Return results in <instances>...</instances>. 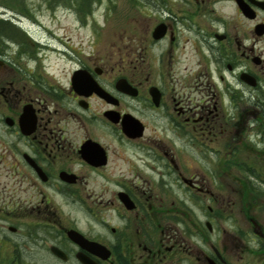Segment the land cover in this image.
Here are the masks:
<instances>
[{
    "label": "flooded vegetation",
    "instance_id": "1",
    "mask_svg": "<svg viewBox=\"0 0 264 264\" xmlns=\"http://www.w3.org/2000/svg\"><path fill=\"white\" fill-rule=\"evenodd\" d=\"M151 4L58 67L10 34L11 263L264 264V0Z\"/></svg>",
    "mask_w": 264,
    "mask_h": 264
},
{
    "label": "rangeland",
    "instance_id": "2",
    "mask_svg": "<svg viewBox=\"0 0 264 264\" xmlns=\"http://www.w3.org/2000/svg\"><path fill=\"white\" fill-rule=\"evenodd\" d=\"M12 13L21 17L20 25L33 37L41 43H49L51 50L47 54L52 62L57 63L55 67L60 65L56 52L61 48L72 45L84 52L107 48L114 40L120 42L126 23L133 22L130 19L162 15L160 6L155 11L151 0H98L93 6L77 0H0V23L1 19L12 20ZM11 20L10 30L7 29L9 25H5L4 29L9 35L0 34V53H5L8 58L10 34L26 40L21 34L11 31ZM55 70L58 71V68ZM64 76L62 71L60 77ZM8 114L10 115V109L0 101V186L10 180V152L4 151V146L10 144V131L4 122V117ZM23 220H30V225L37 222L35 218H19L13 223L7 222L5 218L0 220V264H13L10 262L11 251L7 244L10 236L8 226H24L27 222ZM29 245L31 248L32 245ZM30 248L27 247L28 251Z\"/></svg>",
    "mask_w": 264,
    "mask_h": 264
},
{
    "label": "trees",
    "instance_id": "3",
    "mask_svg": "<svg viewBox=\"0 0 264 264\" xmlns=\"http://www.w3.org/2000/svg\"><path fill=\"white\" fill-rule=\"evenodd\" d=\"M79 1V3H82V4H91L93 6V4H95L96 2H98V0H77ZM91 7H89V10H90ZM1 23H0V29H3V30H0V34H7L9 35L8 31H5V25H9L7 29L10 30V20H4V19H1ZM11 31H14L15 33L17 34H21L23 37H25V34L20 30L18 29L16 26L12 25L11 26Z\"/></svg>",
    "mask_w": 264,
    "mask_h": 264
},
{
    "label": "water",
    "instance_id": "4",
    "mask_svg": "<svg viewBox=\"0 0 264 264\" xmlns=\"http://www.w3.org/2000/svg\"><path fill=\"white\" fill-rule=\"evenodd\" d=\"M0 63H2V62L0 61ZM5 121H6V123H7L8 125H10V117H6ZM73 232H74V231H73ZM53 249L55 250L56 248L54 247Z\"/></svg>",
    "mask_w": 264,
    "mask_h": 264
}]
</instances>
